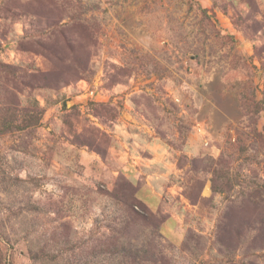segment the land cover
<instances>
[{"label":"rangeland","instance_id":"obj_1","mask_svg":"<svg viewBox=\"0 0 264 264\" xmlns=\"http://www.w3.org/2000/svg\"><path fill=\"white\" fill-rule=\"evenodd\" d=\"M0 264H264V0H0Z\"/></svg>","mask_w":264,"mask_h":264},{"label":"trees","instance_id":"obj_2","mask_svg":"<svg viewBox=\"0 0 264 264\" xmlns=\"http://www.w3.org/2000/svg\"><path fill=\"white\" fill-rule=\"evenodd\" d=\"M131 206H134L135 207V206H138V204H135V202L133 201V204Z\"/></svg>","mask_w":264,"mask_h":264},{"label":"crops","instance_id":"obj_3","mask_svg":"<svg viewBox=\"0 0 264 264\" xmlns=\"http://www.w3.org/2000/svg\"><path fill=\"white\" fill-rule=\"evenodd\" d=\"M156 152V151H155ZM156 155H158L159 156V154L156 152Z\"/></svg>","mask_w":264,"mask_h":264}]
</instances>
